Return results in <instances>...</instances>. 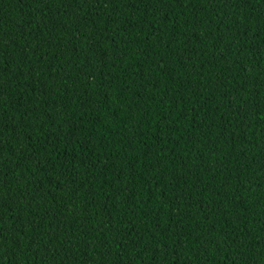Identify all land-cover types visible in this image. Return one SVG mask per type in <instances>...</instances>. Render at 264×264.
I'll return each mask as SVG.
<instances>
[{"label":"trees","instance_id":"1","mask_svg":"<svg viewBox=\"0 0 264 264\" xmlns=\"http://www.w3.org/2000/svg\"><path fill=\"white\" fill-rule=\"evenodd\" d=\"M0 264H264V0H0Z\"/></svg>","mask_w":264,"mask_h":264}]
</instances>
